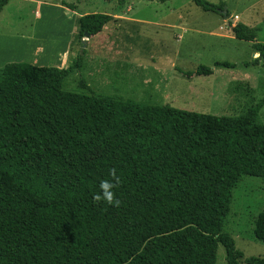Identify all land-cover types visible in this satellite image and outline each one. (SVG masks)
I'll return each instance as SVG.
<instances>
[{"label":"trees","instance_id":"16d2710c","mask_svg":"<svg viewBox=\"0 0 264 264\" xmlns=\"http://www.w3.org/2000/svg\"><path fill=\"white\" fill-rule=\"evenodd\" d=\"M191 2L223 14V6ZM111 19L81 15L82 36ZM232 32L252 43L253 64L264 67L254 32L241 23ZM81 63L82 54L67 68H0V264H216L218 245L226 264H240L223 226L241 177L264 183V125L256 121L264 99L227 117L63 90ZM78 85L88 88L82 78ZM112 168L119 207L93 200ZM253 234L264 243V212Z\"/></svg>","mask_w":264,"mask_h":264},{"label":"rangeland","instance_id":"374dc122","mask_svg":"<svg viewBox=\"0 0 264 264\" xmlns=\"http://www.w3.org/2000/svg\"><path fill=\"white\" fill-rule=\"evenodd\" d=\"M231 19L204 12L191 0H9L0 12V68L7 63L67 68L82 54L81 69L63 82L65 91L216 116L238 117L264 99V67L252 43L232 32L241 23L264 44V0H205ZM71 4L74 10L62 5ZM112 19L95 36H82L83 14ZM228 62L233 68L215 66ZM203 66L207 76L183 73ZM83 79L87 89L79 87ZM256 121L264 125V104ZM223 231L243 256L264 259L254 223L264 212V183L243 176L231 193ZM216 264H226L218 245Z\"/></svg>","mask_w":264,"mask_h":264},{"label":"clouds","instance_id":"9594fccd","mask_svg":"<svg viewBox=\"0 0 264 264\" xmlns=\"http://www.w3.org/2000/svg\"><path fill=\"white\" fill-rule=\"evenodd\" d=\"M108 175L110 179L101 180L99 185L100 191L94 194L93 200L97 204L119 207L122 201L117 198L115 189L119 186L120 177L117 175L115 168L109 169Z\"/></svg>","mask_w":264,"mask_h":264},{"label":"water","instance_id":"95a60500","mask_svg":"<svg viewBox=\"0 0 264 264\" xmlns=\"http://www.w3.org/2000/svg\"><path fill=\"white\" fill-rule=\"evenodd\" d=\"M223 15H224V16H227L228 20H229L231 23H234V22H235L234 19H231L230 16H228L227 12L224 11V12H223ZM84 37L89 38V34L85 33V34H84Z\"/></svg>","mask_w":264,"mask_h":264}]
</instances>
